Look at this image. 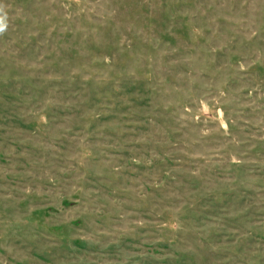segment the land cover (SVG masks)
Segmentation results:
<instances>
[{
  "label": "rangeland",
  "instance_id": "rangeland-1",
  "mask_svg": "<svg viewBox=\"0 0 264 264\" xmlns=\"http://www.w3.org/2000/svg\"><path fill=\"white\" fill-rule=\"evenodd\" d=\"M0 264H264V0H0Z\"/></svg>",
  "mask_w": 264,
  "mask_h": 264
}]
</instances>
